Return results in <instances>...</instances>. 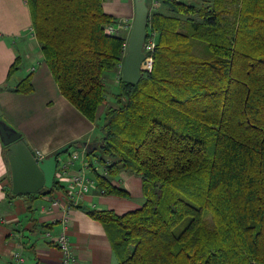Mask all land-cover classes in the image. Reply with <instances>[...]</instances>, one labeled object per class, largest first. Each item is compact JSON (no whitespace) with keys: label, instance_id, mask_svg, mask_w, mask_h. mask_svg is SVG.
Masks as SVG:
<instances>
[{"label":"trees","instance_id":"1","mask_svg":"<svg viewBox=\"0 0 264 264\" xmlns=\"http://www.w3.org/2000/svg\"><path fill=\"white\" fill-rule=\"evenodd\" d=\"M25 1L60 94L102 119L95 150L83 151L98 191L128 196L111 183L121 172L141 180L143 203L122 214L68 202L104 225L116 264H264V0H161L168 13L148 15L151 68L136 84L119 77L111 104L104 75L126 39L105 33L117 23L105 0ZM15 88L32 92L31 74ZM64 188L54 177L42 193L7 191L32 201Z\"/></svg>","mask_w":264,"mask_h":264},{"label":"crops","instance_id":"2","mask_svg":"<svg viewBox=\"0 0 264 264\" xmlns=\"http://www.w3.org/2000/svg\"><path fill=\"white\" fill-rule=\"evenodd\" d=\"M151 1L146 0V3L150 5ZM158 1L160 4L155 11L167 14L161 0ZM103 10L123 25L116 35L126 39L134 15V0H105ZM16 58L18 69L7 79L9 68ZM29 74L32 92L22 94L6 89L15 87ZM0 86L5 88L0 90V123L19 133L38 158L73 141L90 143L99 140L100 135L94 136V124L84 119L60 94L31 29L25 0H0ZM7 155V146L0 140V264L13 261L15 264H60L61 256L55 238L61 230L62 219H67V235L76 264L117 263L102 223L70 206L65 200L63 207L49 209L51 200L65 196L61 190L32 201L25 197H13ZM80 168L79 160L69 171L75 173ZM89 174L90 170V177ZM96 183L78 201L83 208L111 209L122 214L139 207L144 201L141 180L136 175L121 172L111 178V183L125 189L128 196L105 195L98 191ZM46 231L51 237L44 235ZM15 254L23 261H15Z\"/></svg>","mask_w":264,"mask_h":264},{"label":"water","instance_id":"3","mask_svg":"<svg viewBox=\"0 0 264 264\" xmlns=\"http://www.w3.org/2000/svg\"><path fill=\"white\" fill-rule=\"evenodd\" d=\"M148 15L146 0H134V15L125 40L124 53L120 59V77L123 82L136 84L142 76L146 59L143 47L147 37ZM2 89L5 88L0 86V90ZM6 89L11 91L16 88ZM6 127L5 124L0 123V140L8 149L7 161L11 174V192L22 195L42 193L50 189L56 171L57 157L63 154L70 145L66 144L51 154L38 158L19 133ZM75 147L79 146L75 145ZM81 147L85 152H92L96 148V143L82 142Z\"/></svg>","mask_w":264,"mask_h":264},{"label":"built area","instance_id":"4","mask_svg":"<svg viewBox=\"0 0 264 264\" xmlns=\"http://www.w3.org/2000/svg\"><path fill=\"white\" fill-rule=\"evenodd\" d=\"M157 5V0H152L148 7L149 13L155 11ZM121 29H123V25L120 23H116L115 25L105 26L104 31L108 35H116L118 32H120ZM153 46V38L148 39V41L144 43L143 51L146 54V59L143 68H151L152 58L150 55H148V53L153 49ZM83 151L84 150H74L69 155L59 159L58 169L54 177L60 184L65 187V196H61L60 198L51 200L49 203V209L63 207L64 200V202H78L88 194L91 188L95 186L94 178H90L88 176V164L86 163L84 158L81 159V156H83L84 153ZM78 160L81 161V168L75 173H70V168ZM61 223V230L55 238V244L61 256L60 264H76L77 260L72 251L71 244L67 235V219H62ZM44 235L46 237H51V234L48 231H46ZM13 258L17 262L23 261V259L19 257L18 254H15ZM8 264H15V262L13 261Z\"/></svg>","mask_w":264,"mask_h":264},{"label":"rangeland","instance_id":"5","mask_svg":"<svg viewBox=\"0 0 264 264\" xmlns=\"http://www.w3.org/2000/svg\"><path fill=\"white\" fill-rule=\"evenodd\" d=\"M187 2H190V3H199L201 2L200 0H185ZM158 4H160V2L158 1ZM205 52V47L203 45H200V44H196V53L201 56L203 53ZM120 72H121V64L118 65L117 69L115 71H112V72H107L105 75H104V84H105V88H106V100H107V103L111 104V102H113V98H112V94L116 93L118 91V86H117V80L119 79L120 77ZM102 108H100L99 110V113L101 114V111ZM102 124V119H99L97 121V123L94 125L95 126V129H94V136H98L100 135V125ZM26 125V124H24ZM26 129H28L26 126H25ZM28 131V130H26ZM96 139V138H95ZM72 150H75V148L71 147L69 149V152H72ZM76 150H79L81 151V149H76ZM63 156L61 157H65L64 154H62ZM92 165L93 166H96V170H100L99 172H101L103 174V169H102V165H100L95 159L92 160ZM90 178H95L94 175L92 174V171H90Z\"/></svg>","mask_w":264,"mask_h":264}]
</instances>
